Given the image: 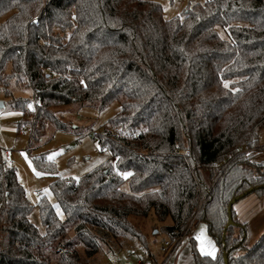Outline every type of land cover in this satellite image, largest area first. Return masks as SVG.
I'll list each match as a JSON object with an SVG mask.
<instances>
[{"label":"trees","instance_id":"1","mask_svg":"<svg viewBox=\"0 0 264 264\" xmlns=\"http://www.w3.org/2000/svg\"><path fill=\"white\" fill-rule=\"evenodd\" d=\"M3 19L0 88L30 144L68 130L56 109L120 108L95 133L113 163L55 180L50 189L66 219L43 197V233L0 149V264H102L144 243L135 221L149 217L171 220L160 230L173 242L190 237L196 264H264V234L247 246L236 212L248 197L264 198V160L242 153L262 150L264 0H206L171 20L145 0H0ZM12 82L32 99H13ZM34 162L56 171L45 155ZM251 189L229 225L230 204ZM202 224L214 257L191 237Z\"/></svg>","mask_w":264,"mask_h":264},{"label":"rangeland","instance_id":"2","mask_svg":"<svg viewBox=\"0 0 264 264\" xmlns=\"http://www.w3.org/2000/svg\"><path fill=\"white\" fill-rule=\"evenodd\" d=\"M145 1L158 3L162 7L165 20L181 17L187 8L206 2V0H179L174 3H171L170 0ZM3 21L4 19L0 20V25ZM221 35H223L222 32ZM9 89L12 92L13 99H32V91L17 86L15 82L10 84ZM0 103H4V107L0 108V149L8 153L9 158L7 161L13 162L18 180L25 189L27 199L33 206L29 216L30 222L43 233L45 228L41 222L38 203L44 197L53 205L55 210L57 206L59 207L50 189L51 184L57 179H80L107 162L113 163L111 154L108 151L102 152L98 149L95 142V133L101 125L119 111L120 106L114 103L103 111L85 105L56 109L54 112L60 120L66 123L68 130H50L40 141L30 144L27 130L24 128L20 133L17 131V124L23 118L22 114L14 109L10 99L5 96L1 88ZM259 147H264V128L260 133ZM41 155H45L48 161L54 162L56 167L54 173L37 169L34 158ZM49 156L52 158L48 159ZM254 160L257 162L264 160L263 148L260 153H257ZM29 162L31 167H29ZM121 189L128 192V182L124 183ZM253 199H257L256 196H251L241 202L246 205L247 213L245 217L249 220V224H247V246L254 245L264 234V225L262 226L261 219L259 220V215L262 214L261 210L264 206L257 204L253 207L249 204ZM254 203L256 202L254 201ZM59 210L62 213L60 207ZM59 217L62 221L66 219L63 213ZM135 222H138L137 224L146 235L145 242H133L129 245L128 250L109 253L103 257L102 264L168 263L167 259L174 247L172 246L167 254L161 251L163 242L170 238L168 235L163 234L160 229L162 225H170L171 220L168 219L161 224L154 217H149ZM195 234L199 237L197 239L199 250L202 244L207 249L206 241L209 240L214 247V242L207 233L206 225L198 226L193 232V236ZM189 252L190 242L187 240L178 249V259L172 258L168 264H195L193 258L189 257Z\"/></svg>","mask_w":264,"mask_h":264},{"label":"crops","instance_id":"3","mask_svg":"<svg viewBox=\"0 0 264 264\" xmlns=\"http://www.w3.org/2000/svg\"><path fill=\"white\" fill-rule=\"evenodd\" d=\"M263 149H264V147H262ZM261 151H259L258 153H260ZM263 161V160H262ZM248 198H250V197H248ZM247 198V199H248ZM257 199H253L252 201H250L249 202V204L250 205H253V207L254 206H256L257 204H261L262 206H264V198L263 199H260V198H258V197H256ZM246 200V199H245ZM254 201L256 202V203H254ZM258 202H260V203H258ZM260 205V206H261ZM236 212H237V218L240 220V222H242V223H246V224H249V220H247L246 219V213H247V210H246V205H245V203L243 204V203H239L238 205H236ZM261 215H259V220L261 219V223H262V226L264 225V208L261 210ZM246 219V220H245ZM260 223V224H261ZM263 228H264V226H263ZM192 238H194L195 239V242H196V249L199 251V253H201L200 252V250L198 249V244H197V236H196V234L193 236H191ZM187 240H189V242H190V252H189V257H191V258H193V260H194V251H193V246H192V242H191V240H190V237H187V238H185L184 239V241H183V243L185 242V241H187ZM214 242V241H213ZM182 243V244H183ZM182 244H180V245H178V246H176V247H174L173 248V250L171 251V253H170V255H169V258L167 259L168 260V263H169V261L171 262V259L172 258H176V259H178V249H179V247L182 245ZM214 249H215V253H216V245H215V243H214ZM215 253H214V255H215ZM167 263V264H168ZM194 263H195V260H194ZM139 264H142L141 262H139ZM164 264H166V263H164ZM196 264V263H195Z\"/></svg>","mask_w":264,"mask_h":264},{"label":"built area","instance_id":"4","mask_svg":"<svg viewBox=\"0 0 264 264\" xmlns=\"http://www.w3.org/2000/svg\"><path fill=\"white\" fill-rule=\"evenodd\" d=\"M78 142H79V141H78ZM2 152L4 153L6 159H8V158H9L8 153H7L6 151H2ZM257 152H259V150H258V149H255V148H253V149H246V150L242 151V153H243V154H246V155H250V154H253V153H257ZM9 164H10V165H13V162H9ZM0 208H1V204H0ZM183 240H184L183 237H179V238H177L176 241H174V242L171 241L170 239H169V240H166V241L163 242V245H162L161 251H162L163 253L167 254L168 251H169V249H170L172 246H173V247L178 246L179 244L182 243Z\"/></svg>","mask_w":264,"mask_h":264},{"label":"snow or ice","instance_id":"5","mask_svg":"<svg viewBox=\"0 0 264 264\" xmlns=\"http://www.w3.org/2000/svg\"><path fill=\"white\" fill-rule=\"evenodd\" d=\"M225 87H227V85H225ZM32 106L29 105V108H31ZM27 158V157H26ZM52 157L49 156L48 159H51ZM29 167H31V163L29 162ZM37 175H41L40 173H36ZM124 176L125 179H127V177L129 175H131V173H123L122 174ZM57 215H62V213L60 212L59 210V207L57 206ZM197 239H199V237H197ZM206 244H207V249L204 247V245L202 244L201 247H200V252L202 255H207V256H212L214 257V253H215V249L214 247L212 246V242L209 240V241H206Z\"/></svg>","mask_w":264,"mask_h":264},{"label":"water","instance_id":"6","mask_svg":"<svg viewBox=\"0 0 264 264\" xmlns=\"http://www.w3.org/2000/svg\"><path fill=\"white\" fill-rule=\"evenodd\" d=\"M4 107V103H0V108ZM257 189H260V188H257ZM257 189H251L249 192L243 194L242 196H240L239 198L235 199L232 201V203L230 204L229 206V209H228V214H229V225H233V222H232V207L233 205L240 201L241 199L245 198L247 195H249L250 193L254 192L255 190Z\"/></svg>","mask_w":264,"mask_h":264}]
</instances>
